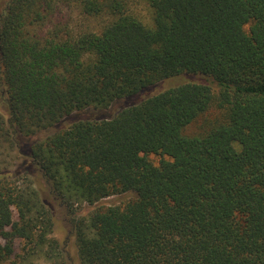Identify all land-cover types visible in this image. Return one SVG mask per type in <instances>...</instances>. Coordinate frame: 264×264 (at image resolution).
Here are the masks:
<instances>
[{
	"label": "trees",
	"instance_id": "trees-1",
	"mask_svg": "<svg viewBox=\"0 0 264 264\" xmlns=\"http://www.w3.org/2000/svg\"><path fill=\"white\" fill-rule=\"evenodd\" d=\"M146 1L150 26L124 0L0 7V264H264V0ZM65 4L107 22L58 23ZM181 74L217 91L158 87ZM40 183L68 207L130 198L76 218L68 257Z\"/></svg>",
	"mask_w": 264,
	"mask_h": 264
},
{
	"label": "rangeland",
	"instance_id": "rangeland-1",
	"mask_svg": "<svg viewBox=\"0 0 264 264\" xmlns=\"http://www.w3.org/2000/svg\"><path fill=\"white\" fill-rule=\"evenodd\" d=\"M7 0H0V7H2ZM126 2V10L127 12L135 15L139 18L142 22L146 25H152V11L151 8L146 0H124ZM58 18L56 22L58 23H65V22H75L82 27H87L91 29H99L103 24L107 22L108 17L105 15H97V16H85L79 12V10L72 6V5H63L58 10ZM183 80H191L195 82L205 83L208 84L212 90L217 91V87L215 83L209 78L201 74H181L178 78H174L166 82L165 80L158 82V87L164 85L167 87L169 85H174L175 83L181 82ZM163 87V86H162ZM133 99H130L129 102H126L125 99L114 103L112 106L108 107L107 109L103 110H93L90 111L87 115H92L94 117H102L103 114L113 115L116 110H118L122 104L132 103ZM222 114L221 110L216 109V106H212L205 114L198 117L194 122H192L186 129V133L190 134H199L204 129L203 125L212 122ZM81 114H78L75 117H79ZM108 115V116H109ZM64 124H68V120H64ZM45 132L38 133L37 137L46 134ZM48 132H51L48 130ZM2 152V153H1ZM5 154L0 147V158L3 157ZM148 158L157 163L160 156L155 154H150ZM40 188H42V195L45 200L50 205L53 215V227L50 233V237L55 239L60 248H62L64 255L66 254L68 257L71 254L72 256L75 255V248L73 244V221L79 217H86L88 216L91 211L95 208L100 206H110V205H117L124 203L126 200L130 198L129 193H120L110 195L106 198H102L101 200L89 204L87 202L75 203L71 207H68L63 204H59L56 201L50 199L47 196V192H45V187L42 183H40ZM13 219H16V213L13 212ZM0 242H4V240L0 237ZM21 247L20 240L16 239L14 241V248L15 252H18ZM68 264H79L77 258L69 257Z\"/></svg>",
	"mask_w": 264,
	"mask_h": 264
}]
</instances>
